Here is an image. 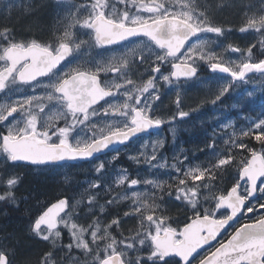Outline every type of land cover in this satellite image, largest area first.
Masks as SVG:
<instances>
[{"label":"snow or ice","instance_id":"1","mask_svg":"<svg viewBox=\"0 0 264 264\" xmlns=\"http://www.w3.org/2000/svg\"><path fill=\"white\" fill-rule=\"evenodd\" d=\"M0 4L11 7L9 0ZM225 6L228 0L217 5ZM46 7L42 0L25 11L33 14ZM53 7L59 10L55 31L61 34L48 41L17 39L14 28L0 31V156L11 167L23 162L41 170L98 161L93 167L97 178L88 182L85 193L101 187L106 193L112 191L102 182L106 162L100 157L108 151L115 153L107 161L111 164L120 157L118 146L127 148L139 134L151 135L150 130L165 125L176 140L178 126L199 111L183 110L180 88L199 79L202 65L212 74H226V82L211 100L213 105L223 103L254 74L264 76V0H259L258 7L241 6L246 25L240 31H254L260 39L247 49L227 45L223 53L238 54L236 60L205 50L210 42L202 36L222 37L231 30L217 26L210 7L195 0H56ZM78 31L87 39H80ZM136 40L141 41L137 47L148 50L147 56L143 50L138 54L136 48H128ZM110 46L125 50L107 62L89 59L73 65L86 50ZM135 66L145 67L141 75L146 74L147 80L138 83L130 78ZM160 82L177 90L175 111L167 117L157 114ZM237 95L240 104L255 103L257 97L264 98V82ZM245 119L247 126L238 133H225L228 139L213 132L211 142L196 150L211 153L201 163L194 164L195 153L189 155L181 147L168 165V157L160 152L164 139L145 141L138 154L129 156L149 171L170 167L175 173L169 180L142 179L122 169L116 177L117 186L150 189L120 197L130 201L123 217L139 222L132 235L120 231L123 218L119 215L102 225L98 214H105L117 199L98 204L99 191L88 195L87 207L94 218L86 227L74 218L73 210L82 200L72 204L64 196L36 212L24 208L29 219L27 238L50 245L37 264H65L66 259L70 264H264V111ZM227 127L222 125L221 131ZM246 140H255L260 149ZM218 141H223V147H218ZM149 146L151 152L146 150ZM233 165L238 179L216 195L219 174ZM21 183L17 173H0V215L8 217V209L21 212L27 203L23 195H17ZM175 201L183 203L192 216H185L182 226L173 221L177 223L173 227L166 205ZM61 225L69 236L66 244ZM2 239L13 243L0 245V264H21L17 259L20 241L11 233Z\"/></svg>","mask_w":264,"mask_h":264},{"label":"rangeland","instance_id":"2","mask_svg":"<svg viewBox=\"0 0 264 264\" xmlns=\"http://www.w3.org/2000/svg\"><path fill=\"white\" fill-rule=\"evenodd\" d=\"M37 1H42V0H9L11 4L10 8L7 7V5L0 4V31H2L4 28L3 27L4 25H2V21L7 19H11V20L14 19L15 16H12L14 13L20 12L21 14H27L25 9L27 7L35 8ZM46 2L47 4L48 3L52 4L51 5L52 16H48V18L50 22L53 23L54 34L60 35L61 33L55 31L56 21L59 18L57 17V11L59 10L53 7L56 0H46ZM75 2L84 3V2H90V0H75ZM195 2L210 7V10L212 12V19L217 26L220 25H218L215 22L216 20L215 16H221L219 14L220 12L229 11L236 13L235 16H238V23H236V27L237 28L240 27V28L234 29L233 26L226 25L222 27L225 29H230L231 31L226 32L225 35L222 37H217L215 34H207L205 36H202V39L210 42L205 49L206 51H212L217 54H220L223 53V50L227 45H232L233 47H240L242 49H247V47H249L251 44L257 42L260 39L259 35L256 34L254 31H246V32L240 31V29L245 27L246 25L244 12L241 11V6L252 4L258 7L259 0H228L229 6L220 7V8H218L217 5L224 4L225 0H195ZM198 10L202 11L203 8H200ZM64 14L65 13L63 12L60 13L61 16H63ZM26 26L29 27L30 24ZM15 34L17 36V39H21V40L37 39L36 35L31 33V31L29 30L25 31L24 33L15 30ZM22 34H24L25 36H21ZM77 35H79L80 39H87V37L84 36L79 31L77 32ZM140 44L141 41L136 40L134 41V43L129 44L128 48H136L138 54L140 53L141 50H143L144 55L147 56L148 50L146 48L137 47V45ZM124 50L125 49L118 47L110 48L108 50L97 49V48L89 49L86 50L78 58V61H73V65H75L77 62L83 63L89 59L95 61L107 62L111 60V58L114 55H119ZM223 58L225 60L228 59L236 60L239 57L238 54L236 53L227 52V53H223ZM152 59H154V57H152ZM202 68L206 69L208 73L200 74L199 79L196 82L189 81L188 83L183 84L182 87L180 88V92L182 93L183 110L187 111L190 108L193 109L199 108V111L193 114V123L187 121L186 123L183 124V126L186 127V130L190 128L186 133L191 132L190 135H192V131L196 127L195 119H198L200 125L204 126L203 128H205L206 135L204 136V140L205 143L207 144L211 142L210 137L213 132L223 135L224 139H228V135H230L233 131H236L238 133V126L240 127L241 124L237 123L236 117L231 115L230 111L232 109L239 110L240 106L235 103H227V101L230 100L229 102H231L232 98H234L235 100L236 98H238L237 94L244 92L245 89L250 91L254 87L258 88L260 83L264 82V76L254 74L249 83L238 86L236 91L233 92L231 96L223 100V103H218L216 105H213L211 103V100L214 99L218 86L226 82L225 79H223V77H226V75L212 74L208 71L206 65H202ZM144 72H145L144 66H135L133 68V72L130 78L137 80L138 83L141 80H147L148 76L146 74L141 75ZM165 74H167V72H165ZM112 78L113 77L111 75L107 77V79L109 80H111ZM159 87L161 90V99L160 101L157 102L160 109V111L157 114L167 117L168 115L171 114V112L175 111L174 101L176 99L177 90L174 86L165 85L163 84V82L159 83ZM2 102L3 99L0 98V103ZM233 105H237V106L233 107ZM240 116H243L244 118L248 117L247 115H241V114ZM254 117L255 116H251L249 118H254ZM222 125H230V127L224 128L222 132L221 131ZM179 126L177 128L175 141H173L172 133L169 131V128H167L164 131L153 132L151 133V135H143L140 138L134 140L131 144H129L127 148L120 147L121 154L119 159L113 161L111 164H107V161L111 160L112 156L115 155L114 152H111L105 156H101L100 159L106 162V173L104 177H102V182L104 185H110L112 188V191L109 193V195L108 193L105 192L104 187H101V189L99 190H94V189L89 190L88 193H85V189H88V182L95 181L97 178V174L94 172L93 167L94 164L98 163V161H93L92 163L81 162L75 164L74 166L58 168V169L41 170L32 167L29 168L23 165H16L15 167H11L10 164L4 160L3 156H0V173L14 172L19 174L21 179L23 178V176L24 178L26 176L27 177L31 176L34 178H40L45 180H48L49 177L57 179L59 184V186L57 187V189L59 188L57 190L58 193H62V194L67 193L68 194L67 197L71 198L70 203L72 204H75L76 200L83 201L81 204L77 205L73 211L75 213L74 218L77 219L78 223L84 225L85 227L94 218L92 215L89 214V210L87 207V199L89 194H95L97 191H99V196L97 198L98 204H104L106 200L116 198L117 203L111 205L110 207H107L105 209V214H98L99 219L101 220L103 225L110 222L111 219L119 215L120 217L123 218L120 231H123L124 235H132L134 234V230L139 229V222L137 219L123 217V213L129 211L130 201L120 199V197L125 195L130 197L132 191L143 193L145 191H150V189H145L143 186H132L131 189H129L127 185L117 186L114 183L115 178L111 175V173H109L110 165L113 166L115 164L114 166H116L120 170L126 169L132 178L169 180L170 178L175 177V173L170 167L159 170L153 169L152 171H149L146 165L136 164L134 161L129 159V156L138 154V149L142 144H144L145 141H152L156 139L165 140L164 148L161 149L160 152L163 156L168 157V160L166 161L168 165H170L173 162L172 161L173 155L176 154L181 147L188 150L189 155H191L192 153H195L196 155L198 151L194 150L193 147L190 145L191 144L190 136H188L190 138H188L189 140L187 139V144L184 145L185 140L182 137H180V133H178L179 132L178 129L180 128ZM225 133H227L228 135H225ZM222 145H223V141H218V147H223ZM146 150L148 152H151L150 146ZM210 156L211 153L208 151H206L205 153H201V157L203 159H208ZM121 162L124 163V166L119 167L118 164H120ZM161 162H165V161H161ZM80 174H83L84 176L81 177ZM77 177H78V182L77 183L74 182L73 184H71L72 182L71 179ZM234 179H237L236 175L234 176ZM234 179L231 182H233ZM229 183L230 182L228 180H218L216 187L214 188L215 194L219 195L222 191L226 190L227 185ZM231 186H229V188ZM207 194L208 193H205V195ZM166 207L168 208V212L166 213V215L171 217V220L169 222L172 224L173 227L177 226V223L173 221L180 222V226H182L184 222L183 216L184 215L192 216V212L187 210L185 205L179 201L170 202L168 205H166ZM93 211L98 212V208L96 206H93ZM253 215L254 214H249V216H253ZM241 222L244 221L242 220ZM26 228L27 227H25V229ZM60 229L62 232V242H63L64 239L69 238V236L67 234V230L64 229L62 225L60 226ZM113 234L115 235V233ZM4 235L5 233L3 231H0V245H4V246L10 245L11 244L10 240L2 239ZM36 240L39 241L40 243H45V242H41L38 239ZM41 255L39 256V259ZM58 255H63V254L58 253ZM72 255L78 256L81 261H83L84 259V257L81 256L79 252H74L72 253ZM17 259L21 261V264H23L24 261L30 262L29 258L27 259V256L17 255ZM88 259H91V257H89ZM65 264H70V261L66 259Z\"/></svg>","mask_w":264,"mask_h":264},{"label":"trees","instance_id":"3","mask_svg":"<svg viewBox=\"0 0 264 264\" xmlns=\"http://www.w3.org/2000/svg\"><path fill=\"white\" fill-rule=\"evenodd\" d=\"M41 2L42 1H37L35 8L37 5L41 4ZM51 5L52 4L48 3V7L38 8L33 14L30 15L21 14L20 12L14 13L12 15L15 16L14 19L4 20L2 21V25H4L3 27L14 28L15 30L21 33H24L25 31L29 30L31 31V33L36 35L37 39L48 41L50 40L51 37L55 35L53 30V23L50 22L48 18V16H52ZM219 14L221 16H215L216 18L215 22L218 25L220 26L231 25L234 27V29L240 28V27L238 28L236 27V23H238V16H235L236 13L223 11L220 12ZM28 24H30L29 27L26 26ZM229 101L230 100H228L227 103H235L240 106L239 110L232 109L230 111L231 115L236 117L237 123L241 124L240 127L238 126V131L241 127L247 126V120L243 116H240V114L247 115L248 117L251 116L256 117L261 111H264V102H262L264 101V98L261 97H257L255 103H249V104H240L238 98H236L235 100L234 98H232L231 102ZM198 123H199L198 119H195L196 127L192 131V135H190L191 132L186 133L187 130L178 132L180 133V137H182L185 140L184 145L187 144V139L191 137L190 145L193 147L194 150H197L198 148H204L206 144L204 140V136L206 135L205 128H203L204 126H201L200 123L199 124ZM245 142L248 143L250 147H254L257 150L260 149L259 143L256 142L255 140H246ZM236 155H237V160H239L241 154L237 153ZM243 155H247V153H243ZM195 156L197 157V159L193 160L194 164L201 163L207 160L201 157L200 152H198ZM114 165L113 166L110 165L109 173H111V175L116 179V177L121 174V170ZM118 166L119 167L124 166V163L121 162L120 164H118ZM235 175L238 179L237 168L235 165H233L231 168L220 173L218 176V180H228L230 183L227 185V188H229V186L233 185L236 180L234 179ZM80 176L83 177L84 175L80 174ZM78 177L72 178L71 184H73L74 182L77 183ZM233 179L234 181L231 182ZM21 180L22 183L21 186L19 187L17 195H23L27 199V203L22 206L21 212H13L11 211V209H8L9 211L8 217H4L3 215H0V228L3 229V232L5 234L12 233L14 237L20 241L17 247L19 256H27V259L29 258L30 261L29 264H37V261L39 260V256L43 252L49 250L50 245L47 242L40 243L37 240H31L27 238L26 229H25L26 226L24 225H26L29 222V219L27 216L24 215L23 209L28 208L31 209L33 212H36V209L38 207L42 209L43 207H46L55 199L61 196H67L68 194L67 193L62 194L57 192V190L59 189V188L57 189V187L59 186L58 180L52 177H49L48 180H45L40 178H34L31 176L29 177L26 176L25 178L23 177ZM37 201L40 202L39 205L37 204ZM183 217L185 219V215ZM10 241L11 243H13L12 240ZM68 242H69V238H65L63 241V243L65 244Z\"/></svg>","mask_w":264,"mask_h":264},{"label":"flooded vegetation","instance_id":"4","mask_svg":"<svg viewBox=\"0 0 264 264\" xmlns=\"http://www.w3.org/2000/svg\"><path fill=\"white\" fill-rule=\"evenodd\" d=\"M21 36H25L24 34H22ZM27 36V35H26ZM37 40H40V39H37ZM40 41H42V42H44L43 40H40ZM45 41H47V40H45ZM110 48H116V46H110L108 49H110ZM203 73H208L207 72V70L206 69H204V68H202L201 67V70H200V74H203ZM102 79H103V77H102ZM188 121H190L191 123H193V117H192V119H190V120H188ZM180 128L178 129V131H183V130H186V127L185 126H183V124L182 125H180L179 126ZM167 128H169L167 125H165V126H163L162 127V129H160L159 131H164V130H166ZM188 129H190V128H188ZM188 129H187V131H188ZM168 131V130H167ZM158 132V131H157ZM153 133V132H152ZM146 135V134H145ZM140 138V137H139ZM138 139V138H137ZM136 140V139H135ZM134 141V140H133ZM17 165H23V166H25L22 162H17ZM27 167V166H26ZM29 168H31V167H29ZM26 176V175H25ZM24 177V176H23ZM28 224V223H27ZM27 224L26 225H24V226H26L27 227Z\"/></svg>","mask_w":264,"mask_h":264},{"label":"water","instance_id":"5","mask_svg":"<svg viewBox=\"0 0 264 264\" xmlns=\"http://www.w3.org/2000/svg\"><path fill=\"white\" fill-rule=\"evenodd\" d=\"M225 75H226V74H225ZM162 127H163V126H162ZM162 127H161V128H162ZM161 128H160V129H161ZM160 129H152V130H150V132L152 133V132H155V131L160 130ZM141 135H144V134H139V136H141ZM118 147H121V146H118ZM106 151H107V150H106ZM109 152H110V151H108L107 153H109ZM22 163H23V162H22ZM62 197H64V196H62ZM60 198H61V197H60ZM58 199H59V198H58ZM56 200H57V199H56ZM56 200H55V201H56ZM55 201H53V202H55ZM53 202H52V203H53Z\"/></svg>","mask_w":264,"mask_h":264},{"label":"bare ground","instance_id":"6","mask_svg":"<svg viewBox=\"0 0 264 264\" xmlns=\"http://www.w3.org/2000/svg\"><path fill=\"white\" fill-rule=\"evenodd\" d=\"M218 20V19H217ZM222 23V22H221ZM241 26V25H240Z\"/></svg>","mask_w":264,"mask_h":264}]
</instances>
